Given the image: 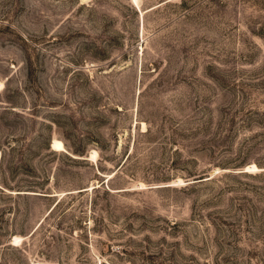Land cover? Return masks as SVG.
I'll return each mask as SVG.
<instances>
[{"label": "rangeland", "instance_id": "374dc122", "mask_svg": "<svg viewBox=\"0 0 264 264\" xmlns=\"http://www.w3.org/2000/svg\"><path fill=\"white\" fill-rule=\"evenodd\" d=\"M0 264H264V0H0Z\"/></svg>", "mask_w": 264, "mask_h": 264}, {"label": "trees", "instance_id": "16d2710c", "mask_svg": "<svg viewBox=\"0 0 264 264\" xmlns=\"http://www.w3.org/2000/svg\"><path fill=\"white\" fill-rule=\"evenodd\" d=\"M57 204H59V202H58ZM57 204H56V205H57Z\"/></svg>", "mask_w": 264, "mask_h": 264}]
</instances>
